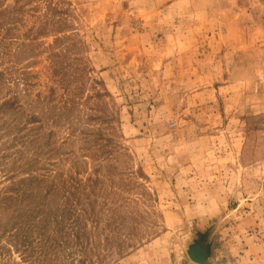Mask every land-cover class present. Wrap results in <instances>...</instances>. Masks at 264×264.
Instances as JSON below:
<instances>
[{
    "label": "rangeland",
    "instance_id": "rangeland-1",
    "mask_svg": "<svg viewBox=\"0 0 264 264\" xmlns=\"http://www.w3.org/2000/svg\"><path fill=\"white\" fill-rule=\"evenodd\" d=\"M196 239L264 264V0H0V264Z\"/></svg>",
    "mask_w": 264,
    "mask_h": 264
},
{
    "label": "water",
    "instance_id": "water-1",
    "mask_svg": "<svg viewBox=\"0 0 264 264\" xmlns=\"http://www.w3.org/2000/svg\"><path fill=\"white\" fill-rule=\"evenodd\" d=\"M203 243H204V241L202 242L201 239H199V240L196 239L195 241H193V243L189 244L187 249H186L187 255L192 261H194L196 263L211 264L210 261H206L207 257L205 258L206 253L207 252L210 253L209 246L204 245ZM202 244H203V246H201ZM194 253H197L198 255H195ZM207 255L209 256V254H207Z\"/></svg>",
    "mask_w": 264,
    "mask_h": 264
},
{
    "label": "trees",
    "instance_id": "trees-1",
    "mask_svg": "<svg viewBox=\"0 0 264 264\" xmlns=\"http://www.w3.org/2000/svg\"><path fill=\"white\" fill-rule=\"evenodd\" d=\"M7 101H9V100H6V101H4V103H3V104H6V103H7ZM76 238H77V239L79 238V233H76Z\"/></svg>",
    "mask_w": 264,
    "mask_h": 264
},
{
    "label": "bare ground",
    "instance_id": "bare-ground-1",
    "mask_svg": "<svg viewBox=\"0 0 264 264\" xmlns=\"http://www.w3.org/2000/svg\"><path fill=\"white\" fill-rule=\"evenodd\" d=\"M202 246V245H201ZM195 255H198L197 253H194ZM208 252L206 253V256H205V258L207 257L208 258ZM200 257V256H199ZM206 261H209L208 259L206 260Z\"/></svg>",
    "mask_w": 264,
    "mask_h": 264
}]
</instances>
